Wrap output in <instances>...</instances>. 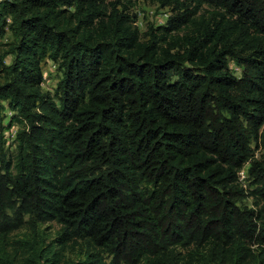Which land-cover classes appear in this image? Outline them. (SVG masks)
Returning a JSON list of instances; mask_svg holds the SVG:
<instances>
[{
  "label": "trees",
  "instance_id": "obj_1",
  "mask_svg": "<svg viewBox=\"0 0 264 264\" xmlns=\"http://www.w3.org/2000/svg\"><path fill=\"white\" fill-rule=\"evenodd\" d=\"M153 1L147 39L122 0L0 2V255L24 231L46 264H264V0Z\"/></svg>",
  "mask_w": 264,
  "mask_h": 264
},
{
  "label": "rangeland",
  "instance_id": "obj_2",
  "mask_svg": "<svg viewBox=\"0 0 264 264\" xmlns=\"http://www.w3.org/2000/svg\"><path fill=\"white\" fill-rule=\"evenodd\" d=\"M2 0H0L1 2ZM123 3L129 5L131 13L136 16L135 25L139 28L143 39H147L146 36L149 30L153 28L163 27L167 24L168 19L171 17L172 12L168 8H161L158 3L153 0H122ZM14 42V37L12 33L8 30L3 38L0 39V54L4 53L9 49L10 43ZM12 62V57L7 58V63ZM43 73H44V83L42 85L43 90L54 94L55 89L59 81L61 80V73L58 70V65L52 61H45L43 63ZM230 68L232 72L238 77L242 78L246 73V68L237 65L234 61H231ZM14 116L12 110L7 109L1 117L0 120V133L5 135L7 139V147L11 145L19 125L17 123L10 126V120ZM255 156L258 160L264 161V143H262L258 149H256ZM249 166L246 167V169ZM247 170H242L240 173V178L245 187H250L254 189L255 186L252 185L251 179L248 178ZM254 200L247 199L242 204L241 207H246L248 209H255ZM49 237L48 242L57 236L59 231V226L55 223H49L43 227ZM24 231H17L15 236L12 237L13 240L8 241L6 246V253L0 255V264H46L41 260H33L29 258V246L24 243H16L17 240H21L24 237ZM73 261L79 262V254H70Z\"/></svg>",
  "mask_w": 264,
  "mask_h": 264
}]
</instances>
